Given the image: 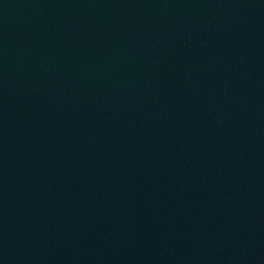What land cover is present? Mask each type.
I'll list each match as a JSON object with an SVG mask.
<instances>
[{
    "label": "water",
    "instance_id": "obj_1",
    "mask_svg": "<svg viewBox=\"0 0 264 264\" xmlns=\"http://www.w3.org/2000/svg\"><path fill=\"white\" fill-rule=\"evenodd\" d=\"M0 264H264V0H0Z\"/></svg>",
    "mask_w": 264,
    "mask_h": 264
}]
</instances>
